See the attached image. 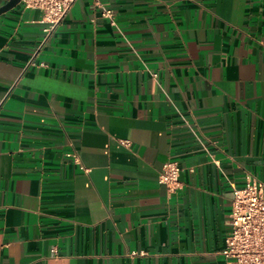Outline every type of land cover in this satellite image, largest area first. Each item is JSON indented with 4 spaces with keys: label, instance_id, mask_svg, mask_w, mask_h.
Returning a JSON list of instances; mask_svg holds the SVG:
<instances>
[{
    "label": "crops",
    "instance_id": "crops-1",
    "mask_svg": "<svg viewBox=\"0 0 264 264\" xmlns=\"http://www.w3.org/2000/svg\"><path fill=\"white\" fill-rule=\"evenodd\" d=\"M101 2L115 24L76 0L41 47V9L0 14V264H230L233 185L264 182V0Z\"/></svg>",
    "mask_w": 264,
    "mask_h": 264
},
{
    "label": "built area",
    "instance_id": "built-area-1",
    "mask_svg": "<svg viewBox=\"0 0 264 264\" xmlns=\"http://www.w3.org/2000/svg\"><path fill=\"white\" fill-rule=\"evenodd\" d=\"M76 0H22L27 7L41 9L44 12L45 36L43 46L57 28V25ZM101 7L102 14L115 24L113 11L101 0H95ZM30 64L36 65L34 58ZM155 75H157L155 73ZM76 160L78 156L69 152ZM182 167L177 161L168 160L158 176L160 185L168 192H176L183 187L180 179ZM230 231L224 256L230 264H264V182L251 175L243 186L233 185L232 211L230 215Z\"/></svg>",
    "mask_w": 264,
    "mask_h": 264
},
{
    "label": "water",
    "instance_id": "water-1",
    "mask_svg": "<svg viewBox=\"0 0 264 264\" xmlns=\"http://www.w3.org/2000/svg\"><path fill=\"white\" fill-rule=\"evenodd\" d=\"M21 1L22 0H8L5 4L0 6V14L12 9L13 7H15Z\"/></svg>",
    "mask_w": 264,
    "mask_h": 264
}]
</instances>
